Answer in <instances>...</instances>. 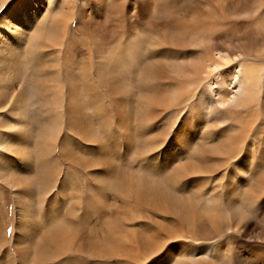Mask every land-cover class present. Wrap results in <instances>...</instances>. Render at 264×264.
Segmentation results:
<instances>
[{
	"label": "bare ground",
	"instance_id": "1",
	"mask_svg": "<svg viewBox=\"0 0 264 264\" xmlns=\"http://www.w3.org/2000/svg\"><path fill=\"white\" fill-rule=\"evenodd\" d=\"M264 264V0H0V264Z\"/></svg>",
	"mask_w": 264,
	"mask_h": 264
},
{
	"label": "rangeland",
	"instance_id": "2",
	"mask_svg": "<svg viewBox=\"0 0 264 264\" xmlns=\"http://www.w3.org/2000/svg\"><path fill=\"white\" fill-rule=\"evenodd\" d=\"M231 263H233V264H234V259H231Z\"/></svg>",
	"mask_w": 264,
	"mask_h": 264
}]
</instances>
